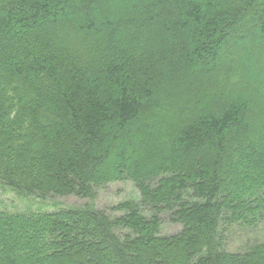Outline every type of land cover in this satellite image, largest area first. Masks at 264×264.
<instances>
[{
    "label": "trees",
    "instance_id": "16d2710c",
    "mask_svg": "<svg viewBox=\"0 0 264 264\" xmlns=\"http://www.w3.org/2000/svg\"><path fill=\"white\" fill-rule=\"evenodd\" d=\"M122 180L115 216L0 203V264H264L225 248L264 218V0H0V191Z\"/></svg>",
    "mask_w": 264,
    "mask_h": 264
},
{
    "label": "rangeland",
    "instance_id": "374dc122",
    "mask_svg": "<svg viewBox=\"0 0 264 264\" xmlns=\"http://www.w3.org/2000/svg\"><path fill=\"white\" fill-rule=\"evenodd\" d=\"M139 193L134 183L129 180L110 182L96 188L91 197L81 198L74 195L53 196L43 201L36 197L20 198L11 192L0 191V203L3 209L16 211L31 206L33 209L53 210L58 207H87L100 209L110 216L119 215L122 210L118 205L127 200H138ZM2 208V207H1ZM179 231V225L164 221L161 234H172ZM225 248L230 251H242L254 244L264 241V218L253 225L232 224L225 233Z\"/></svg>",
    "mask_w": 264,
    "mask_h": 264
}]
</instances>
